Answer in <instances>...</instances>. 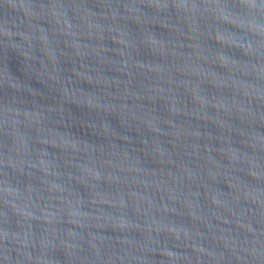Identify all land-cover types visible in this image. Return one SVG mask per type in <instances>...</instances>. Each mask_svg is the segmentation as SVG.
Instances as JSON below:
<instances>
[{"label": "water", "instance_id": "water-1", "mask_svg": "<svg viewBox=\"0 0 264 264\" xmlns=\"http://www.w3.org/2000/svg\"><path fill=\"white\" fill-rule=\"evenodd\" d=\"M0 264H264V0H0Z\"/></svg>", "mask_w": 264, "mask_h": 264}]
</instances>
